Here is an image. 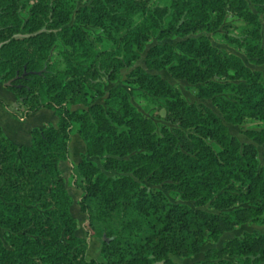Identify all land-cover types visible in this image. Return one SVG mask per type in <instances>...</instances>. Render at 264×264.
Masks as SVG:
<instances>
[{
	"label": "trees",
	"instance_id": "trees-1",
	"mask_svg": "<svg viewBox=\"0 0 264 264\" xmlns=\"http://www.w3.org/2000/svg\"><path fill=\"white\" fill-rule=\"evenodd\" d=\"M75 1L0 0V82L21 109L11 114L57 116L32 127L28 145L0 129V264H180L170 256L190 258L225 232L264 223V127L244 130L248 142L227 127L264 121L262 74L201 34L222 26L226 43L264 65V0ZM227 14L243 23L230 29ZM171 35L175 44L146 48ZM144 51L145 67L135 65ZM124 69L171 126L141 112L123 86L105 88ZM161 70L212 107L188 101ZM73 133L85 144L69 176L85 236L59 169ZM89 237L100 239L101 259L88 257ZM203 254L192 264H264V231Z\"/></svg>",
	"mask_w": 264,
	"mask_h": 264
},
{
	"label": "rangeland",
	"instance_id": "rangeland-1",
	"mask_svg": "<svg viewBox=\"0 0 264 264\" xmlns=\"http://www.w3.org/2000/svg\"><path fill=\"white\" fill-rule=\"evenodd\" d=\"M154 1L161 2L162 0H154ZM75 2H76V5H81L83 3H86L87 0H76ZM242 23H243V21L241 19L236 18V17L232 16L231 14H227V16L225 17V20H224V24H229L230 29H233L234 26H238L239 24H242ZM224 29L225 28L221 26L216 31L201 32V34H206L210 38L212 44L215 45L217 48L223 49L228 53H234V54L240 56L242 58V60L244 61V63L246 65H248L252 70H259L262 74V79H263V83H264V65H256V64L251 63L249 58H247L246 55L241 50H239L234 45L226 43L221 37V34L224 32ZM88 30L91 33V36H90L91 39L94 40V37H96V36L102 37L101 32L94 27H88ZM178 39H179V37L176 35H171L168 38H164L162 40H158L157 37H152L149 41L146 42V48L149 47L150 45L156 43V42L162 43L164 41H167L169 43L175 44V42ZM95 42H96V45L98 46V48H107L110 45L109 42L106 39H104L103 37H102L101 41L96 40ZM56 50H57V48L52 53L53 57L55 56ZM144 54H145V51L141 54V57L135 62V65H141V66L145 67ZM128 70L129 69H124L122 71L121 78L114 83H109L105 88L107 89L109 86H111L113 84L123 86L129 92L130 97H131V101L135 104V106L141 112H143L145 115L152 117L154 119V121L158 124L165 123V124H168L169 126H171V124L167 123L164 119V110L163 109L159 108L155 103L147 100L143 96L142 92L139 90L138 87L124 81V78L126 77ZM150 72H157V71L150 70ZM158 73L160 75H162L163 77H165L170 83L177 86L181 90L182 94L184 95V97L188 101L195 102V103L202 102V103L212 107L209 100H203V99L197 98L195 96V88L193 86L189 85L185 80L172 78L166 70L158 71ZM99 101H102V99H100ZM227 127H228L229 132L231 134L236 135L240 142H248L251 140L248 136H246L243 133L244 130L263 128L264 127V121L255 118V119L247 120L241 125H232L230 123H227ZM256 148L258 150L259 160L262 163V153L264 151V143L256 144ZM74 151H75V149L72 148V153ZM92 159L97 164H100L101 159L99 157L92 158ZM65 177H66L65 178L66 181L68 182V184H67L68 190H69V192L72 193V194L71 193H69V194H71L72 198L74 199L73 204L71 205V208H70V212L72 213V216L77 219V222H78L76 234L79 236H85L86 235V217L84 219H82V217L79 216L78 212H80L81 214H84V213L79 210L78 204L76 203L80 197L81 191L70 186L69 175H66ZM157 187H160V185H158ZM77 192H79L78 196H77ZM165 193L172 200L175 199V196H173L169 191L166 190ZM187 203L192 204V202H190V201H187ZM204 208H207V206H204ZM253 230L264 231V223L249 221L245 224H242V225L236 227L235 229H233L230 232H225L218 239V241L207 242L206 244H204L202 246L200 253L192 255L190 258H183V257L177 256V255H171L170 257L174 261L179 262L180 264H192L194 261L203 259V257H204L203 251L206 248L212 247V246L221 247L224 244V242L229 240L230 238L235 237V236H241L245 231L251 232ZM0 237H2V230L1 229H0ZM89 238H88L89 249L87 252L88 257L101 259L100 254H99L100 246H101L100 239L96 238V237H89ZM4 244H6V243L4 242Z\"/></svg>",
	"mask_w": 264,
	"mask_h": 264
},
{
	"label": "crops",
	"instance_id": "crops-1",
	"mask_svg": "<svg viewBox=\"0 0 264 264\" xmlns=\"http://www.w3.org/2000/svg\"><path fill=\"white\" fill-rule=\"evenodd\" d=\"M0 100H1L0 129L10 140H12L17 144L28 145L30 143V139H31L30 130L32 127L35 126L41 127L47 123L56 124L57 122V116L53 113L52 110L47 108H42L34 113H30L23 119L13 117L11 111H16L19 113L21 109L18 107L16 98L13 95V93L5 89L1 82H0ZM72 148L75 149L73 153H72ZM69 150H70L69 159L66 161L59 162V169L62 170L61 173L64 179L66 178L65 177L66 175L70 176L72 164H76L77 162H79L82 154L85 153V144L77 133H73L71 135ZM78 195L79 192H77V196ZM72 200L74 201L73 198ZM78 214L80 217H82V219L85 218L84 214H81L80 212H78Z\"/></svg>",
	"mask_w": 264,
	"mask_h": 264
}]
</instances>
